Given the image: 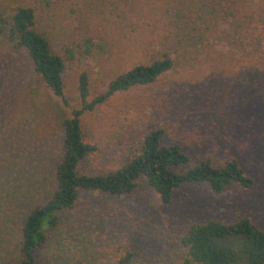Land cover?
<instances>
[{"label":"rangeland","instance_id":"obj_1","mask_svg":"<svg viewBox=\"0 0 264 264\" xmlns=\"http://www.w3.org/2000/svg\"><path fill=\"white\" fill-rule=\"evenodd\" d=\"M128 1L97 0L89 11L87 0H0L5 17L18 7L32 10L33 29L63 60L65 101L46 89L26 53L12 49L0 32V215L9 219L0 234V264H18L21 216L53 190L60 122L79 108V75H86L91 100L158 50L166 31L163 0ZM85 38L103 41L104 52L86 57ZM80 129L94 151L79 162L78 174L116 170L131 141L161 129L160 144L177 145L191 164L234 159L252 186L215 194L205 184L183 185L166 205L140 179L120 196L79 190L73 207L58 214L57 228L44 232L45 245L33 253L36 264H115L126 254V264H179V241L191 224L243 217L264 229V55L210 46L152 85L115 94L83 113Z\"/></svg>","mask_w":264,"mask_h":264},{"label":"trees","instance_id":"obj_2","mask_svg":"<svg viewBox=\"0 0 264 264\" xmlns=\"http://www.w3.org/2000/svg\"><path fill=\"white\" fill-rule=\"evenodd\" d=\"M96 1L87 0L89 11H93ZM115 15L119 17L117 11ZM161 16L166 31L147 64L117 75L106 83L102 94L91 100H87L86 75H79V108L71 110L69 118L60 122V159L54 168L53 190L44 202L30 204L21 216L18 264H36L33 253L45 245L44 232L57 228L58 214L73 207L79 190L120 196L131 193L140 179L166 205L172 192L183 185L205 184L215 194L251 188L252 180L234 159L217 165L209 159L191 164L177 145L160 144L161 129H152L131 141L125 161L116 170L105 175L77 173L79 162L94 151L82 140L83 113L115 94L152 85L174 66L195 61L210 46L237 54L264 55V0H163ZM114 23L119 26V22ZM0 32L12 49L26 53L34 74L54 97L65 103L63 60L50 52L45 38L33 29L32 10L18 7L7 17L0 12ZM104 46L107 44L103 41L93 44L85 38L82 52L86 57L95 56L104 52ZM8 222L6 216L0 215V234ZM179 243L183 249L179 264H264V229L255 228L243 217L231 223L191 224ZM129 258L126 254L115 264H126Z\"/></svg>","mask_w":264,"mask_h":264}]
</instances>
